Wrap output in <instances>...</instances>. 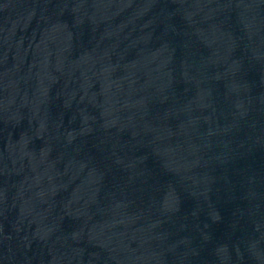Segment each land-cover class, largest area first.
I'll list each match as a JSON object with an SVG mask.
<instances>
[{
  "label": "water",
  "instance_id": "water-1",
  "mask_svg": "<svg viewBox=\"0 0 264 264\" xmlns=\"http://www.w3.org/2000/svg\"><path fill=\"white\" fill-rule=\"evenodd\" d=\"M0 264H15L12 86L6 0H0Z\"/></svg>",
  "mask_w": 264,
  "mask_h": 264
}]
</instances>
